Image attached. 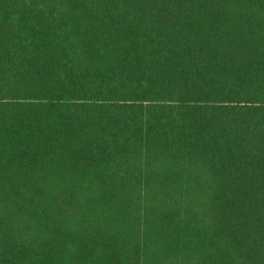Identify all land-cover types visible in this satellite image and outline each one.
<instances>
[{"label":"trees","instance_id":"16d2710c","mask_svg":"<svg viewBox=\"0 0 264 264\" xmlns=\"http://www.w3.org/2000/svg\"><path fill=\"white\" fill-rule=\"evenodd\" d=\"M0 264H264V0H0Z\"/></svg>","mask_w":264,"mask_h":264}]
</instances>
